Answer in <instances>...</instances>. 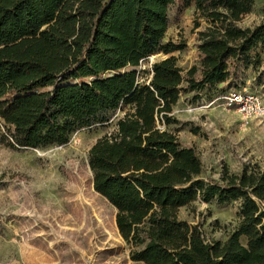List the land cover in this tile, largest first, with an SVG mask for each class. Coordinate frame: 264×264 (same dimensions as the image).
Segmentation results:
<instances>
[{
  "label": "trees",
  "instance_id": "obj_1",
  "mask_svg": "<svg viewBox=\"0 0 264 264\" xmlns=\"http://www.w3.org/2000/svg\"><path fill=\"white\" fill-rule=\"evenodd\" d=\"M189 6L206 25L197 32L198 64L183 71L171 55L183 45L163 38L170 9ZM252 6L253 0H0V143L63 145L123 110L114 129L90 146L87 161L93 189L116 210L131 259L264 264V170L244 166L203 178L195 148L167 128L176 122L171 111L181 93L225 82L237 89L240 70L259 68L264 0L259 22L237 24ZM158 52L166 57L135 69ZM68 194L65 216L82 223L70 232L84 257L95 248L88 233L81 235L91 218L78 195ZM198 198L239 201L237 224L225 239L207 240L179 218V209Z\"/></svg>",
  "mask_w": 264,
  "mask_h": 264
},
{
  "label": "rangeland",
  "instance_id": "obj_2",
  "mask_svg": "<svg viewBox=\"0 0 264 264\" xmlns=\"http://www.w3.org/2000/svg\"><path fill=\"white\" fill-rule=\"evenodd\" d=\"M261 7L262 0H253L251 11L237 24L249 27L259 22ZM205 25L192 6L169 11L163 41L183 45L171 53L183 71L198 64L197 32ZM164 57L161 52L147 56L135 69H148ZM263 68L264 58L258 69L240 70L237 89L264 100ZM231 88L225 82L184 92L172 107L176 122L167 128L183 145L195 148L203 178L217 179L223 171L237 174L244 166L264 170V119L246 121L234 107H227L221 96ZM122 114L116 110L107 122L77 130L63 145L13 149L0 143V264H143L131 259V247L115 225L116 210L93 189L87 161L90 146L109 134ZM70 192L78 195L91 218L81 235L88 233L95 248L84 257L75 253L80 240L70 232L82 223L75 225L65 216ZM238 206L239 201L218 204L198 198L181 207L178 216L195 224L205 239L223 240L237 224ZM86 215L83 212L81 219Z\"/></svg>",
  "mask_w": 264,
  "mask_h": 264
},
{
  "label": "built area",
  "instance_id": "obj_3",
  "mask_svg": "<svg viewBox=\"0 0 264 264\" xmlns=\"http://www.w3.org/2000/svg\"><path fill=\"white\" fill-rule=\"evenodd\" d=\"M221 98L227 107H234L246 121L249 118L264 119V100L257 93L232 88L226 91Z\"/></svg>",
  "mask_w": 264,
  "mask_h": 264
}]
</instances>
